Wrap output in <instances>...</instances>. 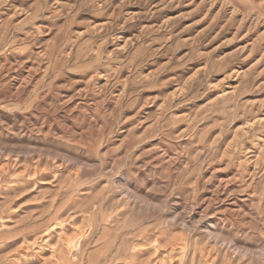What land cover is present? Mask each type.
Segmentation results:
<instances>
[{
  "label": "rangeland",
  "instance_id": "rangeland-1",
  "mask_svg": "<svg viewBox=\"0 0 264 264\" xmlns=\"http://www.w3.org/2000/svg\"><path fill=\"white\" fill-rule=\"evenodd\" d=\"M2 223L0 264H264V0H0Z\"/></svg>",
  "mask_w": 264,
  "mask_h": 264
},
{
  "label": "bare ground",
  "instance_id": "bare-ground-1",
  "mask_svg": "<svg viewBox=\"0 0 264 264\" xmlns=\"http://www.w3.org/2000/svg\"><path fill=\"white\" fill-rule=\"evenodd\" d=\"M62 223H64V221ZM0 226H4V223L0 224ZM77 227L79 228V226H77ZM76 229L77 228H75L74 231ZM82 229H83V231H82ZM82 229H81V231L79 230L81 232V233L79 232V234L76 232L77 230L75 231L76 234L79 235V236L77 235L75 238L67 235V233L62 229L57 234V238H56L55 242H52L50 239L51 234H52L51 231L49 229H45L39 234V236L35 237L31 243L27 242L25 244H27V246H29V247L30 246L35 247L37 245V247L40 250H37L35 252V255L38 256L40 260H42L41 261L42 264H71V263H74L75 260H77L79 262V261H81L82 257L84 256V252H85L84 246H85V243L87 241L86 238L89 237L88 231H84L86 228L84 229V227H83ZM76 234L72 233V235H76ZM228 244H229L228 242H224V241L221 242V246H223V247L230 246ZM177 246H179L180 249L185 251V244L184 243H179V245H176V247ZM43 249H46L49 251V258L48 259L43 258L45 256V255L43 256V253H42ZM174 249H175L174 246L171 247V250H174ZM207 250H208V248H207ZM93 254L94 253H91L87 256L88 263L89 264H99L100 260H98V258H95L93 256ZM257 254H258L257 256H264L263 251H261L260 253H257ZM207 255H208V251H207ZM170 261H171V259L169 261L165 262L164 264H171ZM139 264H141V263H139Z\"/></svg>",
  "mask_w": 264,
  "mask_h": 264
}]
</instances>
